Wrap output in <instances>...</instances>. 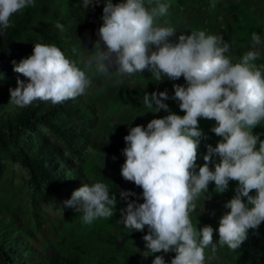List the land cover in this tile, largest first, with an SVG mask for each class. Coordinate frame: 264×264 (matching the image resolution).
<instances>
[{
	"label": "clouds",
	"instance_id": "9594fccd",
	"mask_svg": "<svg viewBox=\"0 0 264 264\" xmlns=\"http://www.w3.org/2000/svg\"><path fill=\"white\" fill-rule=\"evenodd\" d=\"M152 2L148 0L149 5ZM99 3L83 0V7ZM29 6H34V0H0V30L11 27V17ZM167 10L168 5L160 0L151 8L145 6V0L117 4L104 0L100 39L94 47L99 46V50L84 67L91 69L94 63L99 73L118 78L147 69L156 80L183 76L187 82V87L173 85V98L180 102L185 115L152 119L146 128L132 127L124 137L126 160L121 175L143 189L144 202H127L118 223L136 231L147 226L148 234L143 236L146 248L151 253L174 251L171 264H205L204 250H216L217 230L205 225L197 231L190 214L195 199L208 191L210 182L215 183L217 193H222L229 181H238L235 196L224 205L230 211L219 221L220 246L237 250L249 230H257L264 222V140L259 133L253 134L264 121V72L253 63L261 54L257 46L262 39L253 32L252 50L233 64L225 55L229 44L222 36L193 31L190 35L181 33L178 42H172L175 29L157 26L158 18ZM57 27L63 29L62 24ZM100 41L106 48H101ZM110 66L115 70L110 71ZM14 71L27 78V83L17 80V87L9 90L10 103L20 108L35 100L60 104L84 95L91 86L86 72L55 45L36 43L32 55L22 59ZM167 99L166 90L153 92L145 94L144 104L153 108L154 102V112L168 110L163 102ZM199 118L214 120L216 126L211 131L222 140L216 147L206 146L205 163L196 172L203 135ZM213 156L219 157L214 170L209 167ZM253 191L254 196L250 195ZM132 195L135 193H120L126 201ZM116 203L117 197L110 195L108 186L96 182L74 190L64 206L82 212L83 222L91 224L96 218L113 216ZM152 264H166L164 256H155Z\"/></svg>",
	"mask_w": 264,
	"mask_h": 264
},
{
	"label": "trees",
	"instance_id": "16d2710c",
	"mask_svg": "<svg viewBox=\"0 0 264 264\" xmlns=\"http://www.w3.org/2000/svg\"><path fill=\"white\" fill-rule=\"evenodd\" d=\"M66 2V0H63ZM123 0H112L117 4ZM240 18L256 32H264V25L256 23L241 11L234 9ZM37 16L51 24H56L52 14L42 8L29 6L24 9L13 26V33L18 35L30 32L42 38L43 44H60L65 38L49 27L34 25L29 18ZM103 13L96 12L86 22V30L91 34L93 43L92 56L95 55V43L99 41L98 31L103 24ZM157 24H159L157 20ZM101 48H105L100 41ZM13 62V51L0 39V68ZM93 67H96L93 63ZM117 78L93 85L91 94L101 95L113 104L121 98H132L144 101L145 94L168 91L173 85L187 87L183 77L170 80L163 76L162 86L158 89L147 85H128ZM171 114L183 116L185 113L178 107ZM94 115L90 108L84 106L78 96L60 104L51 101L35 100L30 105L20 108L9 104L0 94V170L2 159L17 163L28 173L26 183L29 186V215L31 225L22 223L17 215L6 205L0 203V264H152L153 259L142 257L125 248L124 243L131 239L143 238L148 229L143 231L125 230L116 221L115 214L125 209L127 202L143 203L142 192L124 185L123 179L107 173L97 166L85 161L76 146L82 142L90 149L102 152L118 159L126 158L123 149L127 146L124 137L130 128L137 124L126 121L114 124L110 136H87L78 124L90 123ZM203 120V121H202ZM205 118H199L198 125L219 142L222 137L204 126ZM264 140V122L253 129ZM259 145V144H257ZM71 157H68L66 154ZM199 170L203 163L196 161ZM214 170V169H212ZM96 182L105 183L110 195L115 194L117 203L111 217H99L91 224L83 222L82 212H73V221L69 224L47 221L37 206V200L59 197L63 201L71 198L74 190ZM236 188L238 181H235ZM121 191L135 193L127 201L120 196ZM255 192V191H254ZM192 219H200L193 212ZM203 222L207 220L201 219ZM176 254L164 253L166 264Z\"/></svg>",
	"mask_w": 264,
	"mask_h": 264
},
{
	"label": "rangeland",
	"instance_id": "374dc122",
	"mask_svg": "<svg viewBox=\"0 0 264 264\" xmlns=\"http://www.w3.org/2000/svg\"><path fill=\"white\" fill-rule=\"evenodd\" d=\"M160 3L168 5V10L166 14L158 18L159 24L157 26L175 29L176 35L170 38L172 42H178V36L181 33L190 35L193 31H205L207 35L222 36L224 42L229 44V51L225 55L231 59L233 64L240 62L243 55L252 50V33L259 34L262 44L257 47L261 54L253 63L264 72V32H256L254 27L247 25L234 11L237 9L244 13L249 20L264 25V0H160ZM145 6L155 7L156 0H153L151 5L148 4V0H145ZM34 7L42 8L47 13L52 14L56 24H51L37 16L30 17L29 22L34 25L49 27L64 36L65 40L55 46L60 48L67 58L75 61L77 66L84 70L91 80V86L86 90V93L78 96L80 102L90 108L94 115L92 122L78 124L84 129L87 136H110L114 124H123L126 121L146 128L152 119L164 118L179 107L180 102L173 98L175 95L174 87L167 91L169 99L163 101L168 105V110L160 109L158 112H154L153 108L156 107L154 102L153 108L146 106L144 101L132 98H121L110 104L103 96L91 94L95 83L105 82L110 78H117L128 85L147 84L155 89L161 87L163 83V76L161 80H156L152 72L147 69L141 73L137 72L134 75L119 78L112 74H101L93 65L91 69H85L84 63L92 57L93 50V43L90 39L91 33L86 30V22L91 20L96 12L103 13L104 0H100L99 5L89 6L87 9L83 7V0H66V2L63 0H34ZM21 12L11 17V27L0 30L1 41L13 51V62L0 68V94L6 98L9 104H12L10 103L9 90L17 87V80L27 83L26 77L14 71L15 66L22 59L32 55L36 43L43 44L42 38L36 34L23 32L16 35L13 33V26ZM58 24L63 25L62 30L57 27ZM49 45L54 44L49 43ZM109 70L114 71L115 67L110 66ZM203 124L211 128L216 126L214 120L208 119L204 120ZM199 128L203 135L197 160L204 164L203 156L207 154L206 146L216 147L218 142L211 138L203 126H199ZM258 147L259 145H257ZM76 148L83 155L85 161L107 173L121 177L124 185L143 193L141 187L135 185L134 182L126 181L121 175V167L126 158L118 159L102 152L93 151L84 142L78 144ZM66 155L73 158L68 153ZM212 161L209 167L214 169L215 163L219 162V157L213 156ZM2 164L3 167L0 170V203L10 208L22 223L30 226L32 222L29 215L30 188L26 183L28 173L17 163L6 159H2ZM235 189V181H229L228 188L222 193H217L215 183L210 182L208 191L200 194L194 201L193 213L200 219H190L196 230L199 231L205 225H210L214 230H217L214 231L216 250L213 252L211 247L204 250L205 264H264V222L257 230L250 229L248 238L235 251L230 250L227 245L220 246L218 243L219 221L226 212L230 211L224 205L235 196ZM255 194L254 191L250 193L253 196ZM244 200L246 202V198ZM37 206L47 221L57 222L59 220L62 224H69L73 221V212L69 207L64 206V201L59 197L37 200ZM115 217L117 222L121 220V210L115 214ZM201 219L207 220V222H203ZM120 224L125 230H131L124 227L123 223ZM144 229H148V227L145 226ZM124 246L137 255L149 259L164 254L163 252L151 253L146 248V242L143 238L128 240ZM170 252L175 253L174 251Z\"/></svg>",
	"mask_w": 264,
	"mask_h": 264
}]
</instances>
